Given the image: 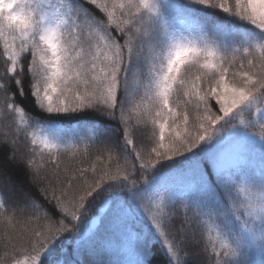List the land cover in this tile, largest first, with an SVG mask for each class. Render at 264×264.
Listing matches in <instances>:
<instances>
[{
	"label": "snow or ice",
	"instance_id": "6c2138e0",
	"mask_svg": "<svg viewBox=\"0 0 264 264\" xmlns=\"http://www.w3.org/2000/svg\"><path fill=\"white\" fill-rule=\"evenodd\" d=\"M0 60V264H264V0H0Z\"/></svg>",
	"mask_w": 264,
	"mask_h": 264
},
{
	"label": "trees",
	"instance_id": "16d2710c",
	"mask_svg": "<svg viewBox=\"0 0 264 264\" xmlns=\"http://www.w3.org/2000/svg\"><path fill=\"white\" fill-rule=\"evenodd\" d=\"M94 10V9H93ZM95 11V10H94ZM0 70H3V61L0 60ZM25 87H27L25 85ZM2 99V97H0ZM17 102H19V97H17ZM23 104L27 111H29L31 114L39 115L38 109L35 108L34 103L31 99V97H27ZM247 115V114H245ZM65 124L68 123H75L74 121H65ZM92 157L84 158L81 155H75L73 156L71 154V151L68 153H65L61 157V168L68 167L70 169L78 168V167H84L91 163ZM99 167V165H98ZM7 174L11 177L12 181L15 182L16 186L18 188H25L28 186V177L29 173L26 171V169L23 167V165L18 164H12L6 161H0V175ZM90 178V177H89ZM29 227H31L29 225ZM3 249L0 248V255H2Z\"/></svg>",
	"mask_w": 264,
	"mask_h": 264
}]
</instances>
